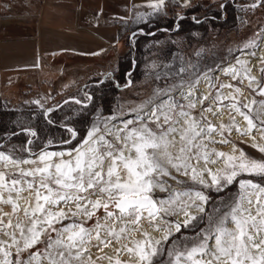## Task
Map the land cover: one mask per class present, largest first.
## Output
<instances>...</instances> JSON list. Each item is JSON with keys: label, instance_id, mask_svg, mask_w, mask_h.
<instances>
[{"label": "snow or ice", "instance_id": "obj_1", "mask_svg": "<svg viewBox=\"0 0 264 264\" xmlns=\"http://www.w3.org/2000/svg\"><path fill=\"white\" fill-rule=\"evenodd\" d=\"M181 3L187 6V0ZM260 6L264 0L246 8ZM148 7L159 12L165 0H152ZM259 41H264V29L237 51L255 55L245 50L258 47ZM251 71L241 56L215 67L163 65L155 77L161 83L145 101L127 113H97L79 140L78 130L65 124L69 137L58 144L48 140L38 151L31 147L38 133L28 127L21 129L29 136L23 149L3 150L0 143V205L11 207L9 212L0 208V264H97L105 258L109 264H130L119 259L122 251L134 255L136 264H264V159L250 157L228 139L235 130L264 154V99L241 103V88L220 83L215 76L221 72L240 85L246 81L248 89L264 97V80ZM260 71L264 74V67ZM201 80L207 82V91L197 95ZM31 103L44 109L39 99ZM52 111L43 112L49 124L54 123ZM208 114H227L229 123L213 124ZM215 144H232L231 152L219 151ZM234 184L237 195L222 199L208 212L210 197L203 189L219 193ZM157 192L165 195L157 197ZM172 216L183 219H168ZM145 221L163 235L151 237L142 227ZM196 223L204 227L195 239L168 244L174 234ZM109 246L115 258L103 254ZM93 247L102 253L95 260Z\"/></svg>", "mask_w": 264, "mask_h": 264}, {"label": "rangeland", "instance_id": "obj_2", "mask_svg": "<svg viewBox=\"0 0 264 264\" xmlns=\"http://www.w3.org/2000/svg\"><path fill=\"white\" fill-rule=\"evenodd\" d=\"M194 1L203 3L211 0H191L187 6L177 5L175 8H170L169 1H165L163 9L153 13V16L147 15L143 19H138L136 15V11L140 8L128 12L125 28L131 33L128 35L126 32L127 35H124V46L121 50L116 53L107 51L104 54L96 53L93 55L59 53L44 62L41 72L31 71L23 74L15 87V94L8 98L1 97V100L5 102L4 104L8 108L24 112L30 116L38 113L44 118L45 109L52 108V106L60 107L65 101H69L70 103L66 105L65 111L60 116L61 124L59 126L63 128L62 125L66 124L73 127L69 120L77 113L85 112L88 123L84 135L96 119L97 113H102L104 116L119 115L121 111L127 113L130 108L145 101L161 83L155 77L158 72L163 70V65L179 67L181 64L191 62L193 64L198 63L201 68H206L208 66L215 67L222 61L227 64L241 54L237 50L243 47L244 43L253 39L255 33L264 29V6L254 10L246 8L254 0H235L240 5H234L232 19L225 24H222V21L213 23L207 19L210 16L213 19L219 16L221 20L225 19L227 17L226 9L229 6L226 5L221 8V5H224L228 0H212L211 6H202L201 4L191 6ZM40 5L41 0H0V34L25 35L32 33ZM197 20L199 23L196 22ZM186 21L191 23L186 26ZM110 22L115 21L111 20ZM252 49L254 50V48H249L245 51L251 52ZM197 53H201V55L197 56ZM262 66L261 61L257 63L258 80H262L260 71ZM218 78L220 83H234L245 88L251 99L255 98L257 102L264 99V97L255 95L251 89L246 87V84L240 85L238 82L232 81L230 76L222 75ZM106 85L112 87V93L106 105L86 99L85 94L92 96L91 88L94 86L105 88ZM197 95L202 94L198 91ZM37 99L41 100L44 109L31 103ZM77 99L82 103L76 104L74 101ZM208 103L210 102H206L205 106ZM85 104L87 107H84ZM253 107L257 108L259 104ZM104 108L107 110L103 111ZM195 114L199 115V105ZM209 120L215 124L212 119L209 118ZM223 122L229 123L228 115ZM26 127L32 129V126ZM233 134L239 135L233 130L228 139L236 143L250 157L264 159V154L251 147V140L236 137ZM254 134L257 135L259 132L254 130ZM68 137L69 134L63 128L61 132L55 134L54 139L51 137L41 141L38 148L34 145L31 147L33 151H38L48 140H54L58 144L60 139H67ZM28 139L29 136L26 134L22 146L5 145L3 150L13 147L17 150L23 149ZM73 143L75 144L76 141ZM212 147L219 151L231 152L232 144H215ZM17 154L27 156V153L24 152L18 151ZM173 175L177 174L173 171ZM177 178L191 184V181L186 177L177 176ZM169 183L175 186V181L169 180ZM193 187L200 188L199 185H193ZM238 190V184L229 186L225 191L219 193L214 190L203 189L204 192L209 191L210 193V195L205 193L210 197L209 203L206 205L207 211L211 212L213 206L222 199L237 195ZM22 195L27 196L28 193L24 192ZM156 195L161 197L165 194L157 192ZM0 208H5L6 212L11 210V207L7 205H0ZM98 214L103 215V212ZM168 219L175 221L178 216H172ZM94 222V220L89 221L87 226L90 227ZM202 227H204V223H196L188 228H183L180 233L174 234L168 244H171L172 240H180L181 238L191 242ZM111 252L113 254L114 250L110 251L108 248L103 250L106 257ZM90 254L94 260L97 256L102 255L96 247L90 249ZM116 256L117 254L111 255L113 258ZM119 259L128 261L130 264H136V262L125 257L119 256ZM162 259H167V257L164 256ZM97 264H109V261L105 258L97 261Z\"/></svg>", "mask_w": 264, "mask_h": 264}, {"label": "crops", "instance_id": "obj_3", "mask_svg": "<svg viewBox=\"0 0 264 264\" xmlns=\"http://www.w3.org/2000/svg\"><path fill=\"white\" fill-rule=\"evenodd\" d=\"M165 1H169L170 8L183 5L181 0ZM190 1L187 0V3ZM229 1L234 5L238 4L235 0ZM151 2L152 0H41L32 33L0 34V98L13 96L23 74L41 72L44 62L59 53L93 55L121 50L124 35L131 33L125 28L126 15ZM200 4L211 6L212 0L203 3L194 1L191 6ZM111 20L116 23L110 22Z\"/></svg>", "mask_w": 264, "mask_h": 264}, {"label": "trees", "instance_id": "obj_4", "mask_svg": "<svg viewBox=\"0 0 264 264\" xmlns=\"http://www.w3.org/2000/svg\"><path fill=\"white\" fill-rule=\"evenodd\" d=\"M226 5L229 7L228 9H226L227 17H225V19L221 20L220 16L215 18L217 20L209 17L207 21H211L213 23H216L217 21H222V24L228 23L232 19L231 17L235 6L233 2L229 0L225 2L224 6ZM190 23L191 22L186 21L185 25L188 26ZM91 93L93 97L92 100L94 101V103L97 102L106 105L109 102L112 93V87H109L107 85L105 88L101 86H94V88H91ZM4 103L5 102H3L0 98V143L2 142L4 146H22L26 139V133L22 132L21 129L25 128L26 126H32V129H34L39 136V139L35 140L33 143V145L38 148V144L41 143V141L51 137L54 139L55 134L63 130V128L59 126V124H61V121L59 119L65 111L64 108L70 102L67 101V103H63L60 107L53 109V111L50 113V119L54 121L53 124H49L48 120L38 113L33 116H30L29 114H26L24 112L8 108ZM102 110L106 111L107 109L104 108ZM86 111L90 112L89 110ZM69 123L72 124L73 127L78 130V140L83 136L86 125L88 123L87 114L85 112H79L72 119L69 120ZM13 133H16V135H12ZM205 193L210 195L209 191Z\"/></svg>", "mask_w": 264, "mask_h": 264}, {"label": "bare ground", "instance_id": "obj_5", "mask_svg": "<svg viewBox=\"0 0 264 264\" xmlns=\"http://www.w3.org/2000/svg\"><path fill=\"white\" fill-rule=\"evenodd\" d=\"M258 47H255L254 48V50L253 51H251V52H254L255 53V55H243V54H240L239 56H241V58L242 59H246L247 61H248V67H250L251 69H252V71H251V75H253V76H255L257 79H258V73H257V63H259L260 61H261V58L262 57H264V41H259V43H258ZM235 60H232V61H230V62H228V63H233ZM227 63V64H228ZM223 74L221 73V72H216L215 73V76L216 77H221ZM207 82L206 81H204V80H201V82L198 84V90L201 92V94H204L206 91H207V84H206ZM247 82L245 81V84H246ZM244 84V85H245ZM240 88H241V90H242V95H241V103L243 102H247V101H250V100H252L251 99V96H250V94L246 91V89L245 88H243V87H241L240 86ZM225 93H227L229 90L228 89H224L223 90ZM208 117L210 118V119H212L213 120V122L215 123V124H219L221 121H224L225 119H226V117H227V114H225V115H223V116H216V117H213L211 114H208ZM237 121H238V123L240 124V126L241 127H245V125H246V122L245 121H243V119H242V117H239V116H237ZM234 136H236V137H241L240 135H236V134H233ZM253 135H256V134H254V132H253ZM258 136H259V134H257L256 135V137H257V140H259L258 139ZM245 139H248V140H251L249 137H244ZM3 209V211L4 212H6L7 210L5 209V208H2ZM183 219V217L182 216H178V219L177 220H182ZM142 227H143V229L144 230H146L149 234H150V236L151 237H153V238H157V239H159L162 235H163V232L162 231H157V230H155L152 226H150L146 221L143 223V225H142ZM136 237H137V239H139V238H141L140 237V234L139 233H137L136 234ZM114 245H115V247H119L120 245L119 244H115L114 243ZM108 250H114V247L113 246H109L108 247ZM113 254H116V252L114 251L113 252ZM112 254V252L110 253V255L109 256H111V255H113ZM106 255V254H105ZM119 256H121V257H125V258H127V259H129L130 261H134V262H136V258H135V256L134 255H132V256H130L128 253H126V252H121L120 254H119Z\"/></svg>", "mask_w": 264, "mask_h": 264}, {"label": "built area", "instance_id": "obj_6", "mask_svg": "<svg viewBox=\"0 0 264 264\" xmlns=\"http://www.w3.org/2000/svg\"><path fill=\"white\" fill-rule=\"evenodd\" d=\"M144 7H147V9H144ZM138 8H140V10H137ZM136 11V15L137 14H141L143 17L147 16V15H150V16H153V13H155L153 11L152 8H148V5L147 6H139L137 8H135Z\"/></svg>", "mask_w": 264, "mask_h": 264}, {"label": "water", "instance_id": "obj_7", "mask_svg": "<svg viewBox=\"0 0 264 264\" xmlns=\"http://www.w3.org/2000/svg\"><path fill=\"white\" fill-rule=\"evenodd\" d=\"M66 100V99H65ZM64 102V101H63ZM63 102H61V103H63ZM55 107H57V106H52V108H55ZM46 118V117H45Z\"/></svg>", "mask_w": 264, "mask_h": 264}]
</instances>
